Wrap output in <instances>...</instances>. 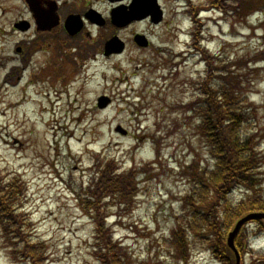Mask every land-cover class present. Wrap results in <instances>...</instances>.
I'll return each instance as SVG.
<instances>
[{
  "label": "rangeland",
  "instance_id": "obj_1",
  "mask_svg": "<svg viewBox=\"0 0 264 264\" xmlns=\"http://www.w3.org/2000/svg\"><path fill=\"white\" fill-rule=\"evenodd\" d=\"M51 1L66 3L57 6L59 12L93 5L103 16L115 6L109 0ZM193 1L202 6L209 0ZM159 2L165 12L160 25L143 21L121 31L110 23L101 30L89 26L73 43L57 29L47 34L62 35L57 52L54 40L51 46L46 41L31 44L40 35L26 0H0V184L18 186L23 200L19 212L31 226L28 240L41 242L43 264H102L107 237L112 250L121 248L126 256L119 264H224L203 236L185 238L197 209L184 210L183 198L196 193L195 181L200 180L194 170L190 180L182 173L213 163L203 138L196 135L198 119L182 106L191 99L181 83L190 85L205 63L190 53L193 26L183 8L186 1ZM200 18L202 37L216 57L215 69L249 76L241 87L249 109L257 112L253 132L264 183V14L241 18L215 8ZM23 19L32 23L28 32L14 28ZM137 32L148 36L149 48L135 45ZM114 34L127 41V48L121 55L104 57L102 45ZM23 42L34 46L28 55L37 49L32 57L16 51ZM68 60L76 63L75 72ZM55 95L61 100L55 102ZM102 95L112 99L104 110L97 107ZM28 99L32 104H26ZM132 167L138 171L132 210L119 217L116 207L109 208L110 219L98 234L89 205L83 209L81 202L92 197L89 191L105 170ZM176 231L181 233L183 259L168 251L164 240L174 239ZM244 235L251 237V246L241 253V264H264V225L250 224ZM16 246L0 226V264H28L23 254L12 258ZM24 246L22 241L21 250Z\"/></svg>",
  "mask_w": 264,
  "mask_h": 264
},
{
  "label": "trees",
  "instance_id": "obj_2",
  "mask_svg": "<svg viewBox=\"0 0 264 264\" xmlns=\"http://www.w3.org/2000/svg\"><path fill=\"white\" fill-rule=\"evenodd\" d=\"M184 1L185 13H190L193 26L190 53L192 56L199 55L200 60L205 63V70L199 72L198 77L192 79L190 83L192 99L184 105V109L192 112L198 119L196 135L200 139L203 138V145L213 163L211 168L189 167L182 173L190 180L189 171L194 170L200 180L195 181L199 186L196 193L183 198L184 210L191 206L197 209L193 212L192 221L188 226L189 234L185 238L190 234L197 238L203 236L211 243L209 248L216 258L224 264H230L234 253L227 247L229 232L246 214L264 213V183L263 178L259 177L262 173L259 171L257 158L261 150L259 151L260 144L255 140L256 135L253 132L257 112L249 109L251 106L247 99V91L241 87L249 81V76L247 78L240 73H220L215 69L216 57L202 45L205 37H202V20L199 13L201 9L217 8L247 18L255 12L264 14V0H210L204 7L195 4L193 0ZM169 72L172 73V69H169ZM111 173L105 170L92 191H89L92 197L87 196L88 202L86 199L81 202L83 209L85 205H89L88 215L90 214L97 224L98 234L103 232L101 226L109 217L107 213L109 208L116 207L119 217L126 214L132 210L137 192L134 186L138 171L135 167ZM16 188H18L16 184L4 186L0 184L2 232L8 241L18 245L15 247L18 250L12 258L16 259L23 254L28 264H43L45 259L41 256L45 251L40 246L41 242L34 244L28 240L31 226H28L26 215L19 212L23 200ZM258 223L263 225L261 221ZM244 230L239 233L235 242L239 251L244 250L245 240L248 239V236L245 238ZM173 237L174 239L170 237L164 239L168 251H175L183 259L181 233L176 231ZM22 241L25 243L23 250L20 247ZM103 243L104 247L101 250L108 254L104 253L102 264H119L118 261L126 259L125 254L121 253V248L113 246L118 252L112 250L110 238L107 237ZM94 248L97 250L96 246Z\"/></svg>",
  "mask_w": 264,
  "mask_h": 264
},
{
  "label": "water",
  "instance_id": "obj_3",
  "mask_svg": "<svg viewBox=\"0 0 264 264\" xmlns=\"http://www.w3.org/2000/svg\"><path fill=\"white\" fill-rule=\"evenodd\" d=\"M111 1H121V0H111ZM28 2L31 4V9L36 13V19H38L39 29H49L52 25H48L45 23H42L44 20L42 19L41 12L33 5V2L31 0H28ZM112 22L113 25H116L117 27H125L131 22L135 20H142L147 17H151L152 23L158 24L162 21L163 18V12L161 9V6L158 3V0H133L130 7L125 8L124 6H120L112 11ZM72 18H69L67 21V29L70 30L69 23ZM16 28L22 31H27L30 27L29 22L21 21L15 25ZM135 41L138 43V45L147 47L148 46V40L146 36L144 35H136ZM124 42L118 37L114 36L112 39H110L106 43V51L105 55H110L112 53H121L124 49ZM110 103V99L107 97H101L99 99V107L104 108ZM119 131H121L123 134H126V131L119 128ZM264 213H253L250 214L243 219H241L237 225H235V229L233 232L230 233L228 236V244L229 246L235 251L236 257H237V264H239V253L237 251V248L234 245V238L236 237V234L238 233L241 226L248 222L249 220H257V219H263Z\"/></svg>",
  "mask_w": 264,
  "mask_h": 264
},
{
  "label": "flooded vegetation",
  "instance_id": "obj_4",
  "mask_svg": "<svg viewBox=\"0 0 264 264\" xmlns=\"http://www.w3.org/2000/svg\"><path fill=\"white\" fill-rule=\"evenodd\" d=\"M85 11V10H84ZM83 10H79V11H71V12H69V11H67L66 12V14H65V16H63V11L61 12V13H57L58 15H59V17H60V24L57 26V27H55L54 28V30H57V29H63L64 31H65V26H64V23H63V20L66 18V17H68V16H70L71 14H78L79 16H82V18H83V20H84V14L86 13V12H84ZM83 27H85V20H84V26ZM53 29L51 30V32H49V33H52L53 31H54ZM84 30V29H83ZM83 30H82V32H83ZM82 32H80V33H78V34H76V36H74V37H77V36H79L80 34H82ZM83 35V34H82Z\"/></svg>",
  "mask_w": 264,
  "mask_h": 264
},
{
  "label": "bare ground",
  "instance_id": "obj_5",
  "mask_svg": "<svg viewBox=\"0 0 264 264\" xmlns=\"http://www.w3.org/2000/svg\"><path fill=\"white\" fill-rule=\"evenodd\" d=\"M38 1H40V4H41L42 0H38ZM62 92H64V91H62ZM55 97H56V100H55V102H56V101H60L61 98H59V97H62V96L57 97V96L55 95ZM26 102H27V103H26L27 105L32 104L31 100H29V99H28ZM23 106H24V105H23ZM58 129H60V128L58 127L57 130H58ZM76 140H77V139H76Z\"/></svg>",
  "mask_w": 264,
  "mask_h": 264
}]
</instances>
